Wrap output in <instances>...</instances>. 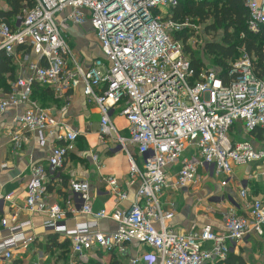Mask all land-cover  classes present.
Returning a JSON list of instances; mask_svg holds the SVG:
<instances>
[{
    "label": "built area",
    "instance_id": "built-area-1",
    "mask_svg": "<svg viewBox=\"0 0 264 264\" xmlns=\"http://www.w3.org/2000/svg\"><path fill=\"white\" fill-rule=\"evenodd\" d=\"M180 1L33 0L30 10L16 16L15 27L0 19V52L12 56L17 48L29 46L41 61L29 80H18L16 90L0 99V115L8 108L27 106L15 119L19 130L10 131L12 147L22 149L32 133L39 134L41 144L48 136L54 139L47 166L31 167L24 210L46 212L40 203L50 174L65 166L80 136L67 122L58 121L50 108L32 100L34 85L49 87L58 98L82 88L88 102L99 108L102 136L117 134L113 123L117 110L129 122L130 138H119V144L128 155L130 177L139 181L131 207L113 215L106 210L95 212L89 186L72 182V192L82 200L79 213L93 220L68 230L61 225L65 210L59 204L47 210L45 229L72 242L73 257L66 264H87L85 253L96 248L124 252L132 242L153 251L145 258L146 264L225 262L232 246L250 235L264 236V200L251 202L246 217L225 213L222 232L210 225L184 233L171 227L175 204L168 203L169 210L164 207L169 192L199 186L200 170L220 178L226 187L233 180L234 167L264 160V148L256 150L249 141L235 142L230 134L237 123L247 134L264 131V77L257 75L244 50L241 60L230 64L225 79L204 69L196 76L176 37L192 23L174 19ZM244 5L247 30L259 34L264 29V0H244ZM86 23L93 28L103 55L87 69L64 31L68 24L81 27ZM128 144L136 148V155ZM104 182L117 204L127 201L116 179L108 177ZM240 196L245 199L247 191L242 189ZM12 197L1 195L0 203ZM67 206L75 212L71 201ZM108 218L119 226L114 233L99 230L100 221ZM28 224L10 228V238L0 244V257L11 259L19 244L32 242L23 233ZM2 225L6 227L7 221L2 220Z\"/></svg>",
    "mask_w": 264,
    "mask_h": 264
},
{
    "label": "crops",
    "instance_id": "crops-1",
    "mask_svg": "<svg viewBox=\"0 0 264 264\" xmlns=\"http://www.w3.org/2000/svg\"><path fill=\"white\" fill-rule=\"evenodd\" d=\"M10 6L3 0L0 3V19L8 17ZM12 27H15L16 16L8 17ZM60 20V18H58ZM68 36L70 46L74 50L81 64L87 69L96 59H102L100 44L95 32L89 23L76 27L68 24L64 30ZM15 69V81L9 82L11 91L6 93L0 89V99L7 98L16 90L18 80H29L34 74V67L41 64L29 46L17 48L11 56ZM9 76L6 75L5 78ZM48 108L58 121L67 122L80 134L76 148L66 161L65 166L54 176L50 174V181L41 206L46 212L30 214L24 210L27 198V188L31 179L32 166L44 165L51 155L54 139L46 137L41 144L38 133L28 134V142L20 150L12 147L10 131L17 132L19 128L15 119L27 108H8L0 115V196L13 194L9 201L0 203V244L11 236L10 228L29 223L24 226L23 233L32 242L26 246L19 244L12 251V258L0 257V264H66L72 259V246L66 254L56 248L48 249L51 235H58L59 242L65 238L60 234L49 232L44 224L48 221L47 210L59 204L65 210V218L61 225L73 230L80 223L93 220L91 216L79 213L82 200L71 190L72 182H83L89 186L90 205L95 212L106 210L113 215L117 210H128L136 201L139 181L130 177V166L127 153L119 144V138L128 140L129 130L123 121L119 120L121 130L111 137L100 134L101 114L99 108L89 103L78 88L68 93L57 102H51ZM118 112V110H117ZM113 123L115 121L113 120ZM116 124V123H115ZM231 137L236 141H249L256 149L264 148V131L256 130L247 134L241 123H237L231 130ZM131 153L136 155V148L128 144ZM96 158V159H95ZM6 166L2 169V166ZM175 174V171L172 172ZM202 182L194 189H182L179 192H169L164 200L165 210H169L168 203H174V219L171 227L177 232H188L192 228L203 229L206 225L212 226L218 232L223 231V215L234 212L237 215L248 216L249 205L254 200H264V160L255 164L236 166L233 169V180L226 186H221L220 178L206 176L203 170L199 171ZM60 177L68 180L67 187H63ZM108 177L117 180L121 190L128 199L121 204L116 203V196L110 192L104 182ZM174 177H172V181ZM247 191V197L240 196L241 190ZM48 190V189H47ZM71 201L75 212L71 211L67 203ZM7 221V226L2 225ZM118 224L112 218L101 220L99 230L103 233H114ZM210 248V244H206ZM122 252L119 248L104 251L100 248L85 253L87 264L99 262L102 264H131L140 259L138 264H146L145 258L153 254L149 248L132 242L125 245ZM207 264H264V236L250 235L243 241L232 246L225 262H210Z\"/></svg>",
    "mask_w": 264,
    "mask_h": 264
},
{
    "label": "trees",
    "instance_id": "trees-1",
    "mask_svg": "<svg viewBox=\"0 0 264 264\" xmlns=\"http://www.w3.org/2000/svg\"><path fill=\"white\" fill-rule=\"evenodd\" d=\"M10 6L8 17L23 15L33 7V0H5ZM4 16V21L10 24L9 18ZM247 10L244 0H181L175 9L174 19L184 22L186 19L198 20L205 23L212 19L213 24L207 32L222 31L220 42H209L205 45V51L216 57V64L221 68L219 77L225 79L228 75L229 66L232 61L237 60L241 50H244L252 59L254 69L260 78L264 77V29L259 34L250 33L247 30ZM11 25V24H10ZM187 32L177 35V40L182 41L184 47L187 44ZM210 34V33H209ZM244 35V38L241 37ZM185 53H191V66L198 76L205 68L204 62L191 52L190 47L184 48ZM8 75V78H5ZM15 81V69L12 57L5 52H0V89L9 93L11 86L9 82ZM59 98L49 87L34 85L32 100L42 108H48L51 102H57ZM63 187H67L68 180L60 177ZM51 190V186L47 188ZM58 235H51L48 249L56 248L64 253L71 249L72 242L65 239L59 242ZM90 264H102L91 262Z\"/></svg>",
    "mask_w": 264,
    "mask_h": 264
},
{
    "label": "rangeland",
    "instance_id": "rangeland-1",
    "mask_svg": "<svg viewBox=\"0 0 264 264\" xmlns=\"http://www.w3.org/2000/svg\"><path fill=\"white\" fill-rule=\"evenodd\" d=\"M163 11L164 13L167 12L166 9H164ZM188 20L192 23L188 31L186 30L187 34L190 33V35L188 34L187 44L185 45L184 48L186 49L189 46L191 52L194 53L195 56L199 58L202 62H204L205 71H213L216 75H219V73L221 72V68L216 64V57L211 56L205 51V45L206 43L209 42H220L222 39L221 37L223 32L222 31L207 32V29L213 24L212 19L208 20L203 24L202 23L200 24V22H198L197 20L194 21L192 19H188ZM194 27H198V30L195 29ZM190 54L191 53L188 52L186 53V56L189 59H191ZM240 60H241V54L239 53V57L237 58V60L232 61L231 63L235 64ZM113 120L116 123V124L114 123L116 129L121 130L120 122H118L119 120L123 121V125H127L129 128V122L124 116L120 115L119 112L115 114Z\"/></svg>",
    "mask_w": 264,
    "mask_h": 264
}]
</instances>
